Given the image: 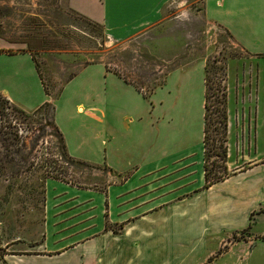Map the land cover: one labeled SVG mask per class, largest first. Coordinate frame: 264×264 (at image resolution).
Wrapping results in <instances>:
<instances>
[{"label":"crops","instance_id":"1","mask_svg":"<svg viewBox=\"0 0 264 264\" xmlns=\"http://www.w3.org/2000/svg\"><path fill=\"white\" fill-rule=\"evenodd\" d=\"M186 1L67 4L123 42L172 12L179 19ZM201 1L205 21L241 51L223 62L227 176L207 188L205 57L169 70L148 93L99 61L46 94L26 46L0 36V95L26 112L50 104L66 153L106 179L46 187L35 246L8 243L0 264H203L220 247L226 258L234 252L228 237L264 206V0Z\"/></svg>","mask_w":264,"mask_h":264},{"label":"rangeland","instance_id":"2","mask_svg":"<svg viewBox=\"0 0 264 264\" xmlns=\"http://www.w3.org/2000/svg\"><path fill=\"white\" fill-rule=\"evenodd\" d=\"M181 14L173 19L172 12L166 21L118 42L100 24L72 12L67 0H0V36L26 46L48 93L60 90L83 65L99 61L148 93L169 70L205 57L211 94L207 149L214 150L212 137L216 146L220 136L215 101L223 62L241 51L219 26L205 21L201 0H187ZM208 153L209 161L215 158ZM105 181L101 166L66 153L50 104L26 112L0 96V254L14 241L35 246L46 187L102 186ZM259 216L264 206L252 212L249 225L230 234L228 241L237 244L228 258L220 247L203 264H259L264 256V221L254 222Z\"/></svg>","mask_w":264,"mask_h":264},{"label":"trees","instance_id":"3","mask_svg":"<svg viewBox=\"0 0 264 264\" xmlns=\"http://www.w3.org/2000/svg\"><path fill=\"white\" fill-rule=\"evenodd\" d=\"M36 68H37V66H36ZM72 77L73 76H71L69 79H71ZM207 80H208L207 75H205V83H206L205 111H204L205 123H204V138H203L204 147H205V149H204V176H205L204 187L205 188L209 187L210 185H212L213 183H215L217 181L224 179L227 176L226 167L224 165V160H225V156H226V145H225L226 138H225V136H226V127H227V116H226V110H225V105H224L225 94H226L225 85L223 83L224 78L221 79L222 83L220 82L218 84V88H217L218 93L216 95L217 99L215 101V104H216L215 112L217 113V124H218L217 127L219 130L220 136H219L218 140H216L217 141L216 146L213 143L215 140L212 137L211 145L214 148V150H209V151H211V155L213 157L219 158V163H218V160H216L215 158H213L211 161H209V153H208L209 151L207 149L208 140H209L207 118H208V110H209V107L211 106V104L209 103V99L211 96L210 91H209L210 85L208 84ZM124 81L128 82L125 79H124ZM44 90H45V93L48 94L45 87H44ZM213 94H214V92H213ZM6 101H8V100L6 99ZM44 105H48V103H45ZM217 168H220L219 171H217Z\"/></svg>","mask_w":264,"mask_h":264}]
</instances>
